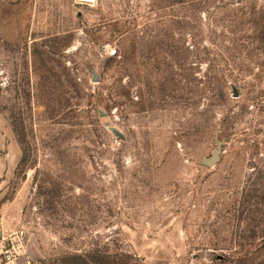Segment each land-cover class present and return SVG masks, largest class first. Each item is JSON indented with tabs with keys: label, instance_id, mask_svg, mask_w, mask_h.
<instances>
[{
	"label": "rangeland",
	"instance_id": "374dc122",
	"mask_svg": "<svg viewBox=\"0 0 264 264\" xmlns=\"http://www.w3.org/2000/svg\"><path fill=\"white\" fill-rule=\"evenodd\" d=\"M12 247L264 264V0H0V259Z\"/></svg>",
	"mask_w": 264,
	"mask_h": 264
},
{
	"label": "built area",
	"instance_id": "2783aa9c",
	"mask_svg": "<svg viewBox=\"0 0 264 264\" xmlns=\"http://www.w3.org/2000/svg\"><path fill=\"white\" fill-rule=\"evenodd\" d=\"M74 2L79 6L94 7L98 3V0H74ZM116 53L117 49H111V54ZM15 251V247L6 249L4 252V257L0 259V264H13L15 259Z\"/></svg>",
	"mask_w": 264,
	"mask_h": 264
},
{
	"label": "crops",
	"instance_id": "0c3cea01",
	"mask_svg": "<svg viewBox=\"0 0 264 264\" xmlns=\"http://www.w3.org/2000/svg\"><path fill=\"white\" fill-rule=\"evenodd\" d=\"M13 264H33V263L31 262V260L28 257L22 256L20 254V251L16 250L15 251V259H14Z\"/></svg>",
	"mask_w": 264,
	"mask_h": 264
},
{
	"label": "water",
	"instance_id": "95a60500",
	"mask_svg": "<svg viewBox=\"0 0 264 264\" xmlns=\"http://www.w3.org/2000/svg\"><path fill=\"white\" fill-rule=\"evenodd\" d=\"M218 159H219V151H216V152L214 153V157L211 158V159H207V160H205V161H204V164H205V165H212V164L216 163V162L218 161Z\"/></svg>",
	"mask_w": 264,
	"mask_h": 264
},
{
	"label": "trees",
	"instance_id": "16d2710c",
	"mask_svg": "<svg viewBox=\"0 0 264 264\" xmlns=\"http://www.w3.org/2000/svg\"><path fill=\"white\" fill-rule=\"evenodd\" d=\"M3 257H4V255H3Z\"/></svg>",
	"mask_w": 264,
	"mask_h": 264
}]
</instances>
